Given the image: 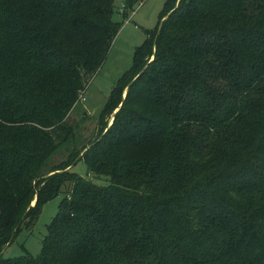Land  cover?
<instances>
[{"label": "trees", "instance_id": "16d2710c", "mask_svg": "<svg viewBox=\"0 0 264 264\" xmlns=\"http://www.w3.org/2000/svg\"><path fill=\"white\" fill-rule=\"evenodd\" d=\"M113 12L0 0V251L63 191L38 253L0 264H264V0H165L102 108L118 107L112 122L79 153L65 118ZM79 159L104 183L66 168Z\"/></svg>", "mask_w": 264, "mask_h": 264}, {"label": "rangeland", "instance_id": "374dc122", "mask_svg": "<svg viewBox=\"0 0 264 264\" xmlns=\"http://www.w3.org/2000/svg\"><path fill=\"white\" fill-rule=\"evenodd\" d=\"M164 1L139 0L132 11L128 12L127 15H123V0H113L114 12L112 17L120 23V28L101 66L87 79L77 102L65 118V122L73 130L74 144L79 153H82L94 142L98 135L105 132L106 127L112 122L114 111L118 107L99 118L102 108L111 88L121 74L130 66L133 50L145 38L146 29L152 28L156 24ZM125 93L126 87L120 93L122 98ZM66 154L67 150L58 146L51 153L46 166L42 169L43 174L49 175L58 171L59 169H55V167L62 166L58 163L65 158ZM68 167L82 177L90 178L97 183H104L103 179L94 178L88 172L87 165L82 159L66 168ZM62 196L63 191L45 202L41 206L36 219L23 220L20 225L15 226L14 230L17 231L2 247V249L4 248L1 252L2 255L17 256L23 254L26 250L32 254L38 253L46 225L58 211L59 201Z\"/></svg>", "mask_w": 264, "mask_h": 264}, {"label": "water", "instance_id": "95a60500", "mask_svg": "<svg viewBox=\"0 0 264 264\" xmlns=\"http://www.w3.org/2000/svg\"><path fill=\"white\" fill-rule=\"evenodd\" d=\"M151 58H153V57H151ZM141 71H142V70H141ZM141 71H140V72H141ZM123 97H124V96H123ZM117 109H118V108H117ZM117 109H116V110H117ZM116 110L114 111V113L116 112ZM35 201H36V198L33 200L32 203H30V205H33V204L35 203ZM3 250H4V248L0 251V253H1Z\"/></svg>", "mask_w": 264, "mask_h": 264}, {"label": "built area", "instance_id": "2783aa9c", "mask_svg": "<svg viewBox=\"0 0 264 264\" xmlns=\"http://www.w3.org/2000/svg\"><path fill=\"white\" fill-rule=\"evenodd\" d=\"M82 98H84V97H82Z\"/></svg>", "mask_w": 264, "mask_h": 264}]
</instances>
